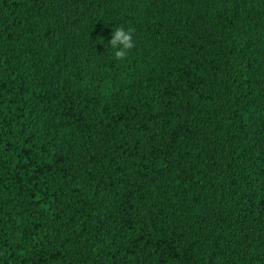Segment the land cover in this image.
I'll list each match as a JSON object with an SVG mask.
<instances>
[{"label":"trees","instance_id":"16d2710c","mask_svg":"<svg viewBox=\"0 0 264 264\" xmlns=\"http://www.w3.org/2000/svg\"><path fill=\"white\" fill-rule=\"evenodd\" d=\"M0 264H264V0H0Z\"/></svg>","mask_w":264,"mask_h":264},{"label":"clouds","instance_id":"9594fccd","mask_svg":"<svg viewBox=\"0 0 264 264\" xmlns=\"http://www.w3.org/2000/svg\"><path fill=\"white\" fill-rule=\"evenodd\" d=\"M108 44L114 53V58H126L128 52L135 47L133 30L120 26L115 27V31H112Z\"/></svg>","mask_w":264,"mask_h":264}]
</instances>
